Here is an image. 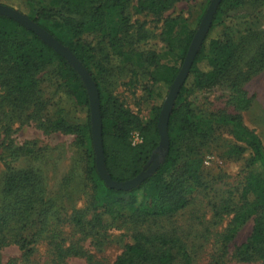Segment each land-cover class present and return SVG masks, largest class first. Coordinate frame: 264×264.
<instances>
[{
  "label": "rangeland",
  "instance_id": "1",
  "mask_svg": "<svg viewBox=\"0 0 264 264\" xmlns=\"http://www.w3.org/2000/svg\"><path fill=\"white\" fill-rule=\"evenodd\" d=\"M43 1L5 3L28 17ZM209 2L180 0L154 15L136 12L137 0H130L123 11L129 28L117 30L119 49H113L109 39L99 34L82 37L93 48L91 64L101 88L137 114L142 123L153 118V107L163 102L169 88L150 80L152 67L124 58L120 45L125 53L155 52L160 64L179 66L170 46L193 31L195 34ZM115 19L111 18L113 23ZM226 40H232L237 49L227 76L212 85L191 84V76L184 96L206 119L238 117L261 140L264 153V0H241L239 5L225 8L203 43L209 50L212 41ZM208 69L202 65V70ZM42 79V114L8 103L0 86V206L5 174L27 169L39 177L44 197L52 203L44 233L27 250L8 238L0 246V264H113L127 256L126 248L137 235L150 238L158 254L164 250L172 259L162 263L157 258L143 261L132 256L130 264H261L259 259H246L241 249L250 236L253 218L260 214L251 215L234 230L251 152L234 137L229 124L215 123L197 139L200 144L194 150L201 160L199 179L196 184L195 179H177L179 193L188 200L183 208L153 218L132 211L120 215L124 213L118 208L104 210L94 199L86 172L87 154L75 136L38 127L40 114L43 120L60 110L70 121L87 117L84 108L58 91L53 68ZM240 97L247 101L245 107L239 106ZM26 232L30 234L32 228Z\"/></svg>",
  "mask_w": 264,
  "mask_h": 264
},
{
  "label": "trees",
  "instance_id": "2",
  "mask_svg": "<svg viewBox=\"0 0 264 264\" xmlns=\"http://www.w3.org/2000/svg\"><path fill=\"white\" fill-rule=\"evenodd\" d=\"M7 1L0 0V4L11 7L5 3ZM129 1L44 0L35 7L33 15H28L34 23L68 48L94 81L99 95L104 167L110 178L116 182L131 180L152 162V155L159 144L157 121L162 101L153 107V118L145 124L142 123L137 114L101 88L91 62L93 48L85 44L82 37L99 34L109 39L113 49H119L117 43L120 39L117 37V30L129 28L127 18L123 15ZM179 1L137 0L135 11L160 15ZM240 3L241 0H221L211 26L218 21L225 8H233ZM114 17H116L115 23L111 20ZM193 36L194 31L170 46L173 55L179 61V66L160 64L155 52L143 54L130 50L125 53L121 45L120 49L124 58L131 57L137 64L145 63L152 67L150 80L168 89L185 59ZM209 48L207 50L202 43L196 52L168 116L166 128L168 150L163 162L159 164L153 175L128 191L108 188L96 171L88 95L77 71L32 31L4 15H0V86L5 92L4 97L8 103L14 106L22 105L25 109H31V112L41 113L45 108L40 96L42 76L49 68H53L58 81V91L78 107L84 108L87 117L83 121H70L67 118L68 114L60 110V114L51 118L47 116L43 120L42 112L38 127L48 133L60 132L75 136L87 154L86 172L93 185L94 199L100 202L104 210L118 208L124 213L120 215L132 211L143 215V218H153L169 215L183 208L188 200L185 195L179 193L177 179H181L182 182L195 179L194 184L197 183L201 160L194 149L200 144V141L198 143L200 136L212 130L215 123L229 124L234 137L244 142L251 152L242 188V204L234 217V230L251 215L260 214L253 218L250 236L242 244L241 249L246 259L256 258L264 264V215H262L264 213V153L261 140L245 128L238 117L215 121L204 118L184 96L189 77L192 76L191 84L212 85L222 81L235 63L237 49L232 40L212 41ZM202 65L209 69L202 70ZM242 98L240 97L238 101L239 106L245 107L247 101H243ZM134 131L141 138L138 144H132L130 140V135ZM185 145H188L186 151ZM2 197L0 246L5 245L9 238L12 239V243L18 245L19 249L27 250L44 233L47 214L52 203L45 199L39 177L29 169L5 174ZM77 219L80 223V218ZM30 228L32 232L29 234L26 231ZM149 240L150 238H139L137 235L134 243L126 248L127 256L118 258L113 264H130L132 256L143 261L157 258L162 263L172 259L164 250L158 254Z\"/></svg>",
  "mask_w": 264,
  "mask_h": 264
},
{
  "label": "water",
  "instance_id": "3",
  "mask_svg": "<svg viewBox=\"0 0 264 264\" xmlns=\"http://www.w3.org/2000/svg\"><path fill=\"white\" fill-rule=\"evenodd\" d=\"M220 2L221 0H210L209 5L191 40L185 59L172 84L170 85L167 95L165 96L162 102L161 110L158 115L157 121L159 144L152 155V164L149 167H147L148 165L145 166L144 170L141 171L136 177L124 182L113 181L104 167V157L101 142V117L99 112V95L96 85L91 79L90 74L88 73L86 68L80 63V61L68 48L60 44L52 35H50L36 23H34L26 15L9 6L2 4H0V15L7 16L8 18L15 20L28 30L32 31L35 35L40 38L42 42L50 46L56 53L65 58L67 62L71 64V66L77 71L85 85L88 95L91 139L94 151L96 171L108 188L128 191L138 186L142 181L145 180V178L153 175L156 172V169L159 167V164L162 163L164 160V156L168 150V135L166 129L168 116L172 110L179 89L187 77L193 58L208 33V30L212 23V19ZM157 158L159 159L157 160Z\"/></svg>",
  "mask_w": 264,
  "mask_h": 264
},
{
  "label": "built area",
  "instance_id": "4",
  "mask_svg": "<svg viewBox=\"0 0 264 264\" xmlns=\"http://www.w3.org/2000/svg\"><path fill=\"white\" fill-rule=\"evenodd\" d=\"M131 136H132V138L134 137V140L132 139L131 140V143L132 144H138V143H140V141H141V138H140V136H139V134L137 133V132H132L131 133Z\"/></svg>",
  "mask_w": 264,
  "mask_h": 264
}]
</instances>
